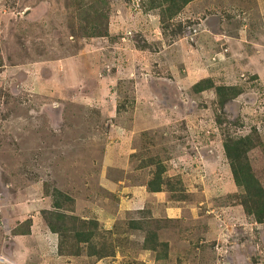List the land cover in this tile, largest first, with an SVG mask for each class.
Masks as SVG:
<instances>
[{"label":"rangeland","instance_id":"obj_1","mask_svg":"<svg viewBox=\"0 0 264 264\" xmlns=\"http://www.w3.org/2000/svg\"><path fill=\"white\" fill-rule=\"evenodd\" d=\"M157 1L0 0V264H264L224 147L264 143V0H193L165 23ZM101 11L108 34L83 36ZM207 77L239 95L196 92ZM157 163L169 186L151 192ZM55 188L74 200L62 242ZM92 219L101 259L75 241Z\"/></svg>","mask_w":264,"mask_h":264},{"label":"trees","instance_id":"obj_2","mask_svg":"<svg viewBox=\"0 0 264 264\" xmlns=\"http://www.w3.org/2000/svg\"><path fill=\"white\" fill-rule=\"evenodd\" d=\"M192 1L158 0L156 3H159L161 7V21L163 23L167 22ZM93 13L90 12L88 14L90 16ZM92 18L87 23L86 28L83 27V36L93 38L107 35L108 31L98 24V20L99 18L108 19V15H105V12L101 11ZM82 24L84 26L85 22ZM212 88L217 90L219 103L222 106L227 101L236 98L240 93L237 87L215 86L214 80L210 77L204 78L194 84L196 92ZM253 136L254 133L246 135L229 133L224 138V147L230 161L235 183L243 188L240 204L248 216L253 217L258 223H264V143L261 139L256 140ZM156 169L154 177L147 183L148 190L151 192H159L165 190V186H169V181L166 180V176L164 175V172H166L165 167L161 163H157ZM73 201V198L67 193L58 188L54 189L53 206L58 209V212L53 216V221H50L49 228L51 231L61 234V242L63 240L62 236L65 237L68 226L65 224L64 214L60 213L59 210H64L65 204ZM82 223L83 228H79L74 232L76 244L81 245L83 243L88 245V254L97 259L109 256L110 252L106 249L105 245H103L105 248L98 249L97 245L94 244L100 233L98 222L92 219L86 222L83 221ZM132 227H142V223L133 222ZM19 234L25 233L20 232ZM158 236L156 231L148 230L144 246L147 250L155 251L157 254L156 258L162 260L168 258V252L164 250V247L168 248L169 244L168 242H161ZM161 249L163 252H160Z\"/></svg>","mask_w":264,"mask_h":264}]
</instances>
